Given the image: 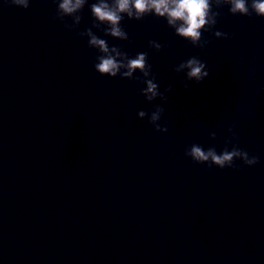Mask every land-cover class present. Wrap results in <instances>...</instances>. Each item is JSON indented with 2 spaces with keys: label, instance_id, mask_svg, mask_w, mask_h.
Here are the masks:
<instances>
[{
  "label": "clouds",
  "instance_id": "obj_1",
  "mask_svg": "<svg viewBox=\"0 0 264 264\" xmlns=\"http://www.w3.org/2000/svg\"><path fill=\"white\" fill-rule=\"evenodd\" d=\"M31 0H4V7H16L27 10ZM56 4L55 14L51 17L63 25L66 31H76L83 20V10L87 6L90 10L91 26L82 31H76L80 38H87V46L96 50L93 67L100 76L138 82L144 85L139 94L148 104L159 99L160 104L153 105L149 111L140 110L139 119L147 118L148 123L156 132L167 133L168 126L160 124L165 112L162 106L168 102L167 93L174 92L169 84L163 92L156 82V75L149 63L148 52H138L130 56L121 46L109 45L108 40L101 38L93 31L114 40L128 41L129 34L123 26L125 18L129 21H143L148 16H154L166 22L174 35L187 41L192 47L204 50L211 43L204 38V33H211L217 39H230L232 34L217 30L216 26L221 16V9L228 8L233 16H256L264 18V0H53ZM70 19V23L68 20ZM149 49L162 51L166 45L156 40L148 41ZM179 76L183 73L181 85L189 90L193 83L200 84L210 76L205 62L199 57L192 56L181 61L173 68ZM140 75H134L135 73ZM234 125L228 127L231 136L224 141L221 151L215 146L205 148L198 143H192L185 149V156L196 164L207 165L209 168L219 169L238 168L237 161L243 166H255L259 159L248 151L233 143L236 136ZM212 140L217 139L216 132L209 133ZM229 145L231 147L229 148Z\"/></svg>",
  "mask_w": 264,
  "mask_h": 264
}]
</instances>
